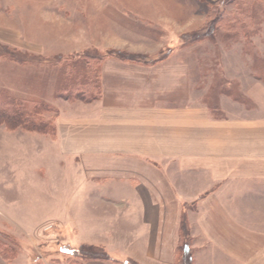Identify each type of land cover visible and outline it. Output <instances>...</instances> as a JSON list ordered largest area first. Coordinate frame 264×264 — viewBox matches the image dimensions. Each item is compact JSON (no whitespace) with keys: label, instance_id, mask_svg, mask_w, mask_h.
I'll return each instance as SVG.
<instances>
[{"label":"crops","instance_id":"1","mask_svg":"<svg viewBox=\"0 0 264 264\" xmlns=\"http://www.w3.org/2000/svg\"><path fill=\"white\" fill-rule=\"evenodd\" d=\"M169 62L108 61L103 98L68 123L76 168L92 181L79 176L69 201L45 208L66 236L57 243L109 256L81 264H179L189 228L191 264H264L261 81L249 107L226 94L214 112L196 88L200 65Z\"/></svg>","mask_w":264,"mask_h":264},{"label":"rangeland","instance_id":"2","mask_svg":"<svg viewBox=\"0 0 264 264\" xmlns=\"http://www.w3.org/2000/svg\"><path fill=\"white\" fill-rule=\"evenodd\" d=\"M93 57L102 96H59L68 63L86 66ZM166 59L200 65L196 88L206 90L214 112L226 94L249 107L252 80L264 90V0H0V91L50 108L37 124H0V258L6 264H79L83 252L95 254L87 247L108 259L100 246L57 243L66 236L45 216L48 205L69 201L80 182L91 186L92 179L79 175L83 165L76 168L68 123L103 98L108 61L153 66ZM184 233L182 248L189 228Z\"/></svg>","mask_w":264,"mask_h":264},{"label":"trees","instance_id":"3","mask_svg":"<svg viewBox=\"0 0 264 264\" xmlns=\"http://www.w3.org/2000/svg\"><path fill=\"white\" fill-rule=\"evenodd\" d=\"M94 59L95 58L93 57L92 59L86 61V66L75 63V60L72 64H69L70 62L67 61V63L69 62L67 66L70 67V70L66 68L67 70H64L65 72H63L59 79L60 85L57 88L59 96H64L66 98L73 96V99L75 98L84 101L97 100L102 96L101 81L99 80L98 76L95 75L96 68L91 62ZM87 77L89 79H87ZM257 77L259 78V76ZM40 104L41 102L38 99H20L11 96L6 91H0V124H37V122H41V120L44 118L45 112H49L50 110V108L45 107V105L42 107ZM11 115H15L17 119H21V117H23V121L21 122V120H11L9 118V116ZM46 122H48V119ZM187 241H189V239ZM185 243L186 244L183 246L184 248H182L181 246V250L183 252L182 254L184 257H180L179 264H191L192 261L190 257L188 242ZM99 250L100 249H97L96 247H87L86 251L88 252V254H95H93L94 256H86L85 254L87 253L83 252L82 256H80L81 259L79 260V264H81L83 259L87 258L104 259L105 252Z\"/></svg>","mask_w":264,"mask_h":264}]
</instances>
